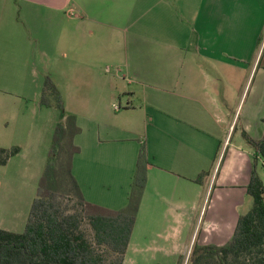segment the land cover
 <instances>
[{
  "label": "crops",
  "instance_id": "0c3cea01",
  "mask_svg": "<svg viewBox=\"0 0 264 264\" xmlns=\"http://www.w3.org/2000/svg\"><path fill=\"white\" fill-rule=\"evenodd\" d=\"M262 40L264 0H0V89L37 64L128 74L144 96L114 87L98 99L93 129L74 137L72 173L86 201L120 209L143 142L147 179L123 264H182L198 225L195 244L223 245L252 202L261 157L243 132H264ZM254 70L250 93L242 76ZM120 93L125 105L111 108Z\"/></svg>",
  "mask_w": 264,
  "mask_h": 264
},
{
  "label": "trees",
  "instance_id": "16d2710c",
  "mask_svg": "<svg viewBox=\"0 0 264 264\" xmlns=\"http://www.w3.org/2000/svg\"><path fill=\"white\" fill-rule=\"evenodd\" d=\"M43 87L41 104L50 105L48 96H53L62 108L49 77ZM79 132L72 114L55 125L24 230L0 228V264H123L147 179L145 144L140 143L127 203L113 210L86 201L72 173L73 157L80 151L74 142ZM243 136L255 157L264 159V132L259 139L245 132ZM19 150L0 147V165ZM246 191L252 203L240 214L231 239L220 246L195 244L187 264H264V185L255 161Z\"/></svg>",
  "mask_w": 264,
  "mask_h": 264
},
{
  "label": "rangeland",
  "instance_id": "374dc122",
  "mask_svg": "<svg viewBox=\"0 0 264 264\" xmlns=\"http://www.w3.org/2000/svg\"><path fill=\"white\" fill-rule=\"evenodd\" d=\"M262 52L261 64L264 63V40ZM127 75L118 72L113 66L96 73H72L54 69L46 72L37 64L29 81L14 82L9 88L0 89V147L18 146L20 149L6 165H0V228L15 232L24 230L40 176L46 165L55 125L63 120L65 115L75 116L80 128L79 134L84 136L93 129L92 109L98 106V99L106 96L109 90H116L114 87H117L118 91L137 89L139 96H144L142 89L130 83ZM259 76L261 75L256 70L249 74V78L248 74L242 76L247 83V89L250 87V93L256 85L258 86ZM46 77L52 80L59 91L62 108L56 105L57 100L53 96H48L50 105L41 104ZM88 82L91 84L88 85ZM107 84L109 88H105L107 86L104 85ZM241 91L242 88H239V93ZM123 95L124 93H120L112 98L109 101L110 107L120 108L119 98L122 105H125L126 97L124 99ZM236 135L241 136L240 131L234 132L232 141H235ZM224 152L225 148L220 150L218 155L221 153L222 158ZM255 164L256 172L264 185V159H257ZM246 202L242 207L244 211L250 207L247 206L248 200ZM198 230L199 225L195 230L187 260H183L182 264H187L195 245L194 241L199 235Z\"/></svg>",
  "mask_w": 264,
  "mask_h": 264
},
{
  "label": "water",
  "instance_id": "95a60500",
  "mask_svg": "<svg viewBox=\"0 0 264 264\" xmlns=\"http://www.w3.org/2000/svg\"><path fill=\"white\" fill-rule=\"evenodd\" d=\"M187 256H188V255H187ZM186 260H187V259H186ZM186 260H185V262H186ZM185 262H184V263H185ZM185 264H186V263H185Z\"/></svg>",
  "mask_w": 264,
  "mask_h": 264
},
{
  "label": "built area",
  "instance_id": "2783aa9c",
  "mask_svg": "<svg viewBox=\"0 0 264 264\" xmlns=\"http://www.w3.org/2000/svg\"><path fill=\"white\" fill-rule=\"evenodd\" d=\"M117 108H119V107H117Z\"/></svg>",
  "mask_w": 264,
  "mask_h": 264
}]
</instances>
